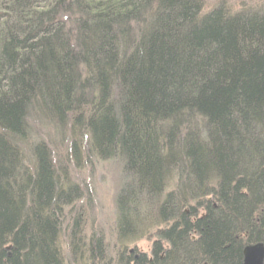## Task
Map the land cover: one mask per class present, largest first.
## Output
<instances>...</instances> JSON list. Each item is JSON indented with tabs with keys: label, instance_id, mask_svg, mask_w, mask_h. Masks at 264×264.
Returning a JSON list of instances; mask_svg holds the SVG:
<instances>
[{
	"label": "trees",
	"instance_id": "trees-1",
	"mask_svg": "<svg viewBox=\"0 0 264 264\" xmlns=\"http://www.w3.org/2000/svg\"><path fill=\"white\" fill-rule=\"evenodd\" d=\"M112 160L115 257L85 234L70 171ZM257 244L264 5L0 0V264H244Z\"/></svg>",
	"mask_w": 264,
	"mask_h": 264
},
{
	"label": "rangeland",
	"instance_id": "rangeland-1",
	"mask_svg": "<svg viewBox=\"0 0 264 264\" xmlns=\"http://www.w3.org/2000/svg\"><path fill=\"white\" fill-rule=\"evenodd\" d=\"M205 9L208 10L221 3L227 4L234 11L241 8L255 9L264 5V0H203ZM34 139L41 140L50 145L54 160L57 163L66 164L67 155L70 152L69 145H63L59 137H55L50 130L49 133L39 130L34 126ZM72 161V160H71ZM73 162V161H72ZM70 168L72 178L76 183L86 188V198L79 203L84 217L85 234L91 236H103L108 246L109 255L115 257L119 249L115 225L117 219L116 196L123 183L122 167L119 161H100L91 168L81 165L79 168ZM171 190V189H170ZM169 191V190H168ZM152 234V233H151ZM153 235H146L135 244L129 245V250L150 254L153 243Z\"/></svg>",
	"mask_w": 264,
	"mask_h": 264
},
{
	"label": "water",
	"instance_id": "water-1",
	"mask_svg": "<svg viewBox=\"0 0 264 264\" xmlns=\"http://www.w3.org/2000/svg\"><path fill=\"white\" fill-rule=\"evenodd\" d=\"M244 264H264V245L247 247L244 250Z\"/></svg>",
	"mask_w": 264,
	"mask_h": 264
}]
</instances>
